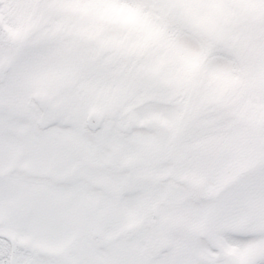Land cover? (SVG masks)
Instances as JSON below:
<instances>
[{"label":"snow or ice","instance_id":"1","mask_svg":"<svg viewBox=\"0 0 264 264\" xmlns=\"http://www.w3.org/2000/svg\"><path fill=\"white\" fill-rule=\"evenodd\" d=\"M0 264H264V0H0Z\"/></svg>","mask_w":264,"mask_h":264}]
</instances>
